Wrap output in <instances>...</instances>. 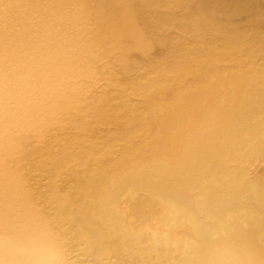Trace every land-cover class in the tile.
<instances>
[{
  "label": "bare ground",
  "instance_id": "bare-ground-1",
  "mask_svg": "<svg viewBox=\"0 0 264 264\" xmlns=\"http://www.w3.org/2000/svg\"><path fill=\"white\" fill-rule=\"evenodd\" d=\"M0 239L264 264V0H0Z\"/></svg>",
  "mask_w": 264,
  "mask_h": 264
},
{
  "label": "clouds",
  "instance_id": "clouds-1",
  "mask_svg": "<svg viewBox=\"0 0 264 264\" xmlns=\"http://www.w3.org/2000/svg\"><path fill=\"white\" fill-rule=\"evenodd\" d=\"M0 249L11 257L10 262L0 264H65L62 249L51 241L34 246L19 240L0 239Z\"/></svg>",
  "mask_w": 264,
  "mask_h": 264
}]
</instances>
